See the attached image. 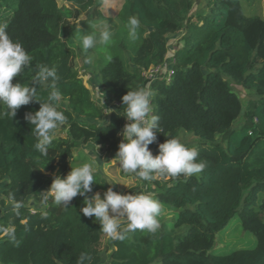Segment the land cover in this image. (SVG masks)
Masks as SVG:
<instances>
[{"label": "trees", "instance_id": "trees-1", "mask_svg": "<svg viewBox=\"0 0 264 264\" xmlns=\"http://www.w3.org/2000/svg\"><path fill=\"white\" fill-rule=\"evenodd\" d=\"M60 1L71 7L67 12L96 6V0H0V22H8L11 38L35 58L31 69L25 68L12 82L31 85L37 64L55 65L60 77L58 110L68 117L67 134L56 136L47 157L35 150L34 126L25 118L39 110V102L21 106L12 119L0 118V264H76L81 252L92 257L91 264H101L104 233L95 217L81 212L84 197L73 198L67 208L49 197L40 210L32 209L27 200L44 188L43 171H56L63 178L75 161H92L84 144L118 151L122 140L118 133L127 122L121 115L123 95L146 86L143 72L166 59L173 60L170 77L158 78L150 86L155 93L152 114L160 117L163 132H156L149 148L156 155L168 137L189 132L201 139L194 148L207 166L196 176L168 179L152 197L163 210H177L176 217L161 221L155 234L137 230L124 241L108 238L107 264H264L262 0H204L201 11L194 10L195 0H124L119 22L111 29V43L98 45L96 55L90 56L101 86L117 103L102 123L105 107L93 99L73 65L74 49L61 36ZM130 16L140 20L135 42L125 27ZM178 32L182 43L170 49L167 36ZM229 79L252 91L245 105ZM37 91L44 100L51 89L41 86ZM95 181L93 192L109 188L99 172ZM8 201L23 202L19 214ZM236 215L255 234L257 244L212 252L218 231ZM11 229L15 241L7 236Z\"/></svg>", "mask_w": 264, "mask_h": 264}, {"label": "clouds", "instance_id": "clouds-1", "mask_svg": "<svg viewBox=\"0 0 264 264\" xmlns=\"http://www.w3.org/2000/svg\"><path fill=\"white\" fill-rule=\"evenodd\" d=\"M128 37L135 42L139 38L140 20L130 16L125 25ZM7 21L0 22V118L12 119L21 106L39 102L40 108L33 113H26V120L33 125L37 137L35 150L42 157L48 156L49 147L57 135V129L65 125L68 117L58 110L61 93L56 82L60 79L55 65L49 67L37 64L31 85L13 83V78L21 74L25 68L31 69L35 59L27 52L19 41H14L8 33ZM78 38L85 53L84 63L90 64L92 58L87 56L90 49L98 45L107 46L111 43L113 32L111 25L102 23L91 32L77 29ZM106 60L112 57L107 55ZM44 86L51 89L46 99L38 96V88ZM154 91L147 86L129 90L122 97L124 111L122 116L127 123L118 135L123 139L116 153L120 169L125 174H135L141 181H153L161 177L185 178L196 176L203 172L207 164L198 160L196 148L187 147L179 137H168L158 145L159 152L153 155L149 145L157 139L156 132H163L160 127V117L153 115L152 98ZM104 104V102L102 101ZM155 130V131H154ZM97 150L99 145L96 144ZM97 172L96 161L85 162L80 166L71 167L65 177L56 175L48 190L41 192L43 201L51 197L56 205L64 208L70 206L73 198L84 197V207L81 212L87 217H95L100 229L112 240L124 241L130 233L137 230L155 234L161 227L158 219L163 212V205L149 194H121L109 187L103 197L99 192H93V182ZM24 206L22 201H14L13 208L18 210ZM111 213V214H110ZM47 216V212L43 213ZM122 221L126 222L122 223ZM7 236L15 241V229L8 231ZM92 257L87 252H81L76 264H91Z\"/></svg>", "mask_w": 264, "mask_h": 264}, {"label": "rangeland", "instance_id": "rangeland-1", "mask_svg": "<svg viewBox=\"0 0 264 264\" xmlns=\"http://www.w3.org/2000/svg\"><path fill=\"white\" fill-rule=\"evenodd\" d=\"M204 0H195L194 2V10L201 11L203 10ZM124 4V0H96V6L91 7L86 12H76L70 9V12H67L66 9L69 6L62 1L59 2L60 7L64 13V22L61 29V36L63 40L74 49L75 54L73 57V65L77 68L79 74L82 76L85 84L89 87L92 97L95 101L105 107L106 116L103 121L108 120L111 111L116 107L117 103L113 96V93L109 90L104 89L101 86L100 78L98 73L92 69L90 64L84 63L85 53L82 51V47L78 38L77 29L80 27L84 28V31L91 32L94 27L100 26L102 23H107L111 25V29L118 24V15ZM70 7V6H69ZM244 10L246 14H250L251 12L246 8L244 4ZM71 8V7H70ZM261 8L264 15V0L261 1ZM261 11V10H260ZM104 18L105 20H100L99 18ZM110 18V20H106ZM181 34L180 32L176 34H170L167 36L168 44L170 45V49H172L177 44H181ZM122 35V32L117 36ZM102 46V45H101ZM96 55V51L94 49H90L87 53V56ZM230 84L237 92L239 97L241 98L243 104L245 105L249 96L252 95V91L243 88L241 85L234 83L230 80ZM104 102V104L102 103ZM239 121H242V117L239 118ZM67 134L66 127L64 125L60 126L57 129L56 136H65ZM123 139V137L121 136ZM180 140L182 143L187 144L190 148L197 146L201 139L197 136L181 131ZM83 151L96 161L97 172L106 180V183L109 187H112L114 191H117L121 194L132 193V194H149L153 196L158 190L162 188L165 182L171 177H161L153 181H141L135 174H125L119 167L118 161L116 160L117 152H109L105 151L101 146H99L98 150L96 145L92 143L84 144L82 146ZM73 153L77 155V150H73ZM85 162L89 161H75V167L82 165ZM42 174L45 176L46 183L41 192H44L49 189L54 177L61 174L56 171H43ZM2 186L3 182L0 183V200L2 198ZM106 189H99L96 192H99L103 197V193ZM92 194V195H93ZM42 194L31 196L27 200V204L31 206L34 210H40L43 207L47 206V202L41 199ZM13 203L11 201L7 202V206H11ZM111 214V213H110ZM178 214L177 210H163L162 215L158 218L161 221L163 220H171L176 217ZM122 223H125L122 221ZM106 234H104L102 241V262L101 264H107L110 254L111 248L106 246L107 239ZM257 244V237L254 233L246 230L242 225V219L240 215H236L223 229L219 230L216 235L215 243L211 249L212 252L215 253H227L237 249L242 248H252ZM153 264H161L155 262Z\"/></svg>", "mask_w": 264, "mask_h": 264}, {"label": "built area", "instance_id": "built-area-1", "mask_svg": "<svg viewBox=\"0 0 264 264\" xmlns=\"http://www.w3.org/2000/svg\"><path fill=\"white\" fill-rule=\"evenodd\" d=\"M172 63V59H166L164 63L153 65L148 70H145L143 75L148 81L146 86L150 87L151 84L158 78L170 77L172 73Z\"/></svg>", "mask_w": 264, "mask_h": 264}]
</instances>
